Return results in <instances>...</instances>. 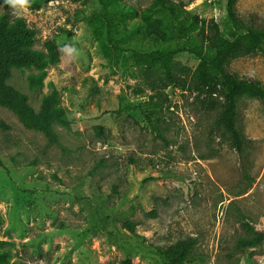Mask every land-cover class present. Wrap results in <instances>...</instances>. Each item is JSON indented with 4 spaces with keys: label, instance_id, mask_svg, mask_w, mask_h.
<instances>
[{
    "label": "rangeland",
    "instance_id": "rangeland-1",
    "mask_svg": "<svg viewBox=\"0 0 264 264\" xmlns=\"http://www.w3.org/2000/svg\"><path fill=\"white\" fill-rule=\"evenodd\" d=\"M152 1L122 3L139 11ZM173 1L185 13L218 18L232 37L224 0ZM236 9L247 23L252 17L264 24V0H237ZM100 10L98 0H29L19 15L36 31L33 49L47 54L50 39L60 55L43 69H13L6 83L35 111L55 90L70 124H53L58 143L49 144L0 106L8 126L0 127V250L9 253L3 264H169L163 249L186 238L196 244L183 264H264V243L236 248L250 237L242 222L264 229V102L238 99L236 126L245 137L238 152L215 124L220 107L193 91L194 54L172 56L184 88L155 94L146 84L153 74L132 76L135 53L186 47L188 39L146 36L138 15L117 7L109 25L96 22L102 48L90 24ZM12 11L0 0V15L13 18ZM190 35L199 42L196 31ZM228 68L264 87V50ZM39 74L42 85L30 88L27 77Z\"/></svg>",
    "mask_w": 264,
    "mask_h": 264
},
{
    "label": "trees",
    "instance_id": "trees-1",
    "mask_svg": "<svg viewBox=\"0 0 264 264\" xmlns=\"http://www.w3.org/2000/svg\"><path fill=\"white\" fill-rule=\"evenodd\" d=\"M100 12L91 17V29L99 46L105 48L104 33L96 22L109 25L108 14L110 8L124 7L129 13L138 15L142 33L161 42L188 39L186 47H177L167 50H153L144 53H135V63L139 68L132 76L151 74L155 79L147 81V87L155 94L157 89L164 90L170 85L185 87L184 82L177 79L172 71L176 66L172 56L179 51H188L199 60L191 70L193 91L208 98L211 108L220 107L215 124L223 126L232 138L234 148L242 150L245 137L236 126L237 101L242 96L256 98L264 102V87L257 80L240 78L230 72L228 66L231 60L244 55L264 50V24L257 25L250 18L247 23L238 14L237 0H224L223 9L229 22L232 37L224 35L220 21L216 17L200 18L196 14L183 12V4L173 0H153L148 6L139 11L124 5L122 0H98ZM183 13L179 18L178 14ZM196 31L199 42H190V33ZM36 42V31L29 26L22 16L11 18L9 14L0 15V106L14 112L20 123L28 129L41 132L49 144L58 143V135L53 124L59 123L69 127L70 121L65 110L59 104L58 93L53 90L42 98L40 108L35 111L28 103L27 95L17 91L6 81L13 69L34 67L43 69L49 61L56 60L60 55V45L54 40H46L44 47L47 54L35 50L32 46ZM42 75L27 77L30 88L42 85ZM0 127L8 128L2 121ZM98 136H103L104 129L95 126ZM153 214V213H151ZM130 229L133 222L128 221ZM242 228L250 234L249 238H240L236 248L246 250L264 243V229L258 228L244 221ZM3 241H0V245ZM194 238L178 240L163 249L162 255L169 264H183L189 260V254L195 246ZM9 253L0 250V264L7 263ZM115 264H133L130 259H122Z\"/></svg>",
    "mask_w": 264,
    "mask_h": 264
},
{
    "label": "clouds",
    "instance_id": "clouds-1",
    "mask_svg": "<svg viewBox=\"0 0 264 264\" xmlns=\"http://www.w3.org/2000/svg\"><path fill=\"white\" fill-rule=\"evenodd\" d=\"M4 4L10 6L13 10V16H19L21 14V10L26 9L29 4V0H4Z\"/></svg>",
    "mask_w": 264,
    "mask_h": 264
}]
</instances>
